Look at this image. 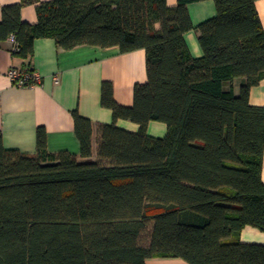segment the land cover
<instances>
[{"label":"trees","instance_id":"obj_1","mask_svg":"<svg viewBox=\"0 0 264 264\" xmlns=\"http://www.w3.org/2000/svg\"><path fill=\"white\" fill-rule=\"evenodd\" d=\"M212 1L216 15L198 26L187 6ZM258 0H20L3 7L0 41L33 56L38 39L121 54L143 50L147 80L121 106L103 82L101 106L111 125L73 112L80 162L50 154L43 128L36 153L6 149L0 139V264H264V246L244 244L245 227L264 232V107L249 104L264 79V29ZM36 4L37 22L21 19ZM198 33L202 57L184 35ZM243 79L239 94L232 83ZM118 120L138 125L136 133ZM166 125L163 138L147 135ZM150 227L148 237L142 236Z\"/></svg>","mask_w":264,"mask_h":264},{"label":"crops","instance_id":"obj_2","mask_svg":"<svg viewBox=\"0 0 264 264\" xmlns=\"http://www.w3.org/2000/svg\"><path fill=\"white\" fill-rule=\"evenodd\" d=\"M49 2L51 0H38ZM173 7L177 0H166ZM20 0H0V21L3 7L18 4ZM262 28L264 29V0L255 3ZM187 10L194 26L216 15L212 1L192 3ZM21 19L29 24L37 22L36 4L21 10ZM193 58L202 57L198 33L194 30L184 35ZM14 43L8 38L0 41V139L6 149L23 154L36 153V132L43 128L46 134V148L50 154L68 153L80 162L89 160L80 157V143L75 135L72 113L89 120L93 125L92 157L97 159V127L113 123L112 112L101 106L103 82L113 85V97L117 104L130 107L133 104V89L136 84L147 80L145 53L136 50L121 54L117 47L101 49L80 46L71 50L58 48L51 39H38L33 45L31 59L23 60L13 55ZM11 68L29 69L41 77V84L32 88L13 85L8 77ZM243 79L232 83L233 92L239 94ZM249 104L264 107V79L249 92ZM115 125L136 133L138 125L118 120ZM167 133L165 124L150 122L147 135L163 138ZM264 184V149L261 168ZM244 244L264 246V232L245 227L239 233ZM146 264H187L181 259H149Z\"/></svg>","mask_w":264,"mask_h":264},{"label":"built area","instance_id":"obj_3","mask_svg":"<svg viewBox=\"0 0 264 264\" xmlns=\"http://www.w3.org/2000/svg\"><path fill=\"white\" fill-rule=\"evenodd\" d=\"M15 44L14 36L9 38ZM16 49V47H14ZM8 77L16 87L32 88L41 84V77L35 71L29 69L11 68L8 72Z\"/></svg>","mask_w":264,"mask_h":264},{"label":"rangeland","instance_id":"obj_4","mask_svg":"<svg viewBox=\"0 0 264 264\" xmlns=\"http://www.w3.org/2000/svg\"><path fill=\"white\" fill-rule=\"evenodd\" d=\"M149 233H150V227H148L146 229L145 233L143 234V236H142L143 241L148 237Z\"/></svg>","mask_w":264,"mask_h":264}]
</instances>
